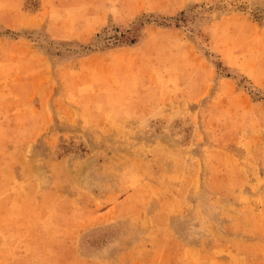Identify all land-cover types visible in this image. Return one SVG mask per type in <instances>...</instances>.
Returning <instances> with one entry per match:
<instances>
[{
	"label": "rangeland",
	"instance_id": "374dc122",
	"mask_svg": "<svg viewBox=\"0 0 264 264\" xmlns=\"http://www.w3.org/2000/svg\"><path fill=\"white\" fill-rule=\"evenodd\" d=\"M0 264H264V0H0Z\"/></svg>",
	"mask_w": 264,
	"mask_h": 264
}]
</instances>
